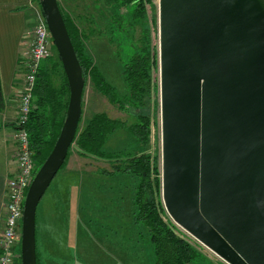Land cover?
<instances>
[{"label":"water","instance_id":"obj_1","mask_svg":"<svg viewBox=\"0 0 264 264\" xmlns=\"http://www.w3.org/2000/svg\"><path fill=\"white\" fill-rule=\"evenodd\" d=\"M39 3L70 98L26 195L21 264H37V209L66 162L85 89L58 0ZM159 71L165 210L227 264H264V0H160Z\"/></svg>","mask_w":264,"mask_h":264},{"label":"rangeland","instance_id":"obj_2","mask_svg":"<svg viewBox=\"0 0 264 264\" xmlns=\"http://www.w3.org/2000/svg\"><path fill=\"white\" fill-rule=\"evenodd\" d=\"M59 1L72 17L84 16L85 23L81 20L77 22L82 28L87 29L88 33L93 29L94 34L87 41V51L100 73L117 91L121 93L125 91L121 61H128L132 52L144 48L148 42L151 46L150 50L158 52V66L152 71L153 90L149 107L139 111L126 108V112H123L98 92L92 80L89 79L83 97L82 126L98 113H105L111 119L128 124L134 122V116L141 111L149 113L152 119V134L151 143L146 152L152 158V166H157V173L161 174H157L158 177L162 178L160 0H152V7H148V21L144 25L137 24L135 29L130 31V37L120 32L115 25L109 24V7L102 4L100 0ZM39 5L35 2V7L38 8ZM147 31L148 38L145 37ZM55 53L57 51L53 50L54 55ZM54 55L47 57L46 60ZM52 63L50 62L49 66H52ZM52 79L54 85L57 88L60 87L63 80L61 71H54ZM105 150L110 153L131 152L136 155L143 152V147L127 131L119 130L110 137ZM115 167L111 162L93 156L83 158L79 155L77 146H72L68 166L53 180L38 206L37 251L40 246L41 227L46 225L44 246L49 264L152 263L151 258L149 259L151 249L146 230L143 226L135 225L132 216L135 180L120 174L113 177L100 175L107 171H115ZM60 175L61 177L62 175L71 176L65 183L59 184ZM161 200L163 202L162 185ZM165 218L173 223L178 231L177 234L192 241L198 253L202 255L203 259L192 264H227L175 224L167 211Z\"/></svg>","mask_w":264,"mask_h":264},{"label":"trees","instance_id":"obj_3","mask_svg":"<svg viewBox=\"0 0 264 264\" xmlns=\"http://www.w3.org/2000/svg\"><path fill=\"white\" fill-rule=\"evenodd\" d=\"M34 1L40 4L39 0ZM100 2L109 7L110 23L107 22L115 25L120 32L128 37H130V31H133L137 24L142 23L144 25L148 21V7H152V0H100ZM58 3L82 67L85 87L88 80H92L97 91L123 112H126V108L139 111L149 107L153 90L152 71L158 66V52L156 50L151 51L148 42L144 48L132 52L128 61L120 62L125 84V91L121 93L106 81L87 51V41L93 36L94 31L91 29L88 33L87 29L82 28L80 23L77 22L81 20L82 23H85L83 21L84 16L72 17L65 11L59 0ZM146 34L145 37L148 38V31ZM54 50L56 52V49ZM117 54L120 56L118 52ZM50 59L41 63L29 120L26 124L30 140V151L37 171L47 160L60 136L67 117L70 98L68 81L59 55L55 53ZM50 62H53L52 66H49ZM56 70L61 71L63 79L61 86L58 88L54 85L52 79L53 72ZM83 107L84 101H82V114ZM134 118L135 121L128 124L121 120L111 119L105 113H98L82 126L83 117L81 116L75 139L69 149L66 162L59 173L68 166L73 145L77 146L78 153L83 158L93 156L111 162L113 166H116L115 171H107L100 175L113 177L120 174L135 180L132 216L135 225L143 226L150 240L151 257L149 259L152 260V263L151 260L150 263L192 264L199 259H203V257L198 253L194 243L185 237L179 236L173 223L166 220V211L161 200V178L158 177L161 174L157 173V166H152V158L146 152L151 143V116L149 113L141 111ZM119 130L127 131L143 147V152L136 155L131 152H107L105 147L110 137ZM37 223L38 221L36 222V239ZM37 264H40L38 251Z\"/></svg>","mask_w":264,"mask_h":264},{"label":"built area","instance_id":"obj_4","mask_svg":"<svg viewBox=\"0 0 264 264\" xmlns=\"http://www.w3.org/2000/svg\"><path fill=\"white\" fill-rule=\"evenodd\" d=\"M29 8L32 10L34 21L28 30V47L22 54L26 75L23 90L19 97L18 115L13 131L17 170L6 183L5 216L3 229L0 233V264H21L24 203L27 192L37 173L30 151V140L26 124L29 120L41 63L47 57L53 55L55 48L40 5L38 8L35 7V1L32 0Z\"/></svg>","mask_w":264,"mask_h":264},{"label":"crops","instance_id":"obj_5","mask_svg":"<svg viewBox=\"0 0 264 264\" xmlns=\"http://www.w3.org/2000/svg\"><path fill=\"white\" fill-rule=\"evenodd\" d=\"M31 1L0 0V233L5 216L6 183L17 170L13 131L26 75L22 54L28 47L29 25L31 27L34 21L29 8ZM70 176L62 175V178L60 175L59 184L65 183ZM40 233V264H49L44 246L46 225L41 227Z\"/></svg>","mask_w":264,"mask_h":264}]
</instances>
